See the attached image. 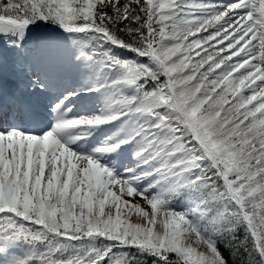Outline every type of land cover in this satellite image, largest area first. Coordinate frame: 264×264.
<instances>
[{"label": "snow or ice", "instance_id": "6c2138e0", "mask_svg": "<svg viewBox=\"0 0 264 264\" xmlns=\"http://www.w3.org/2000/svg\"><path fill=\"white\" fill-rule=\"evenodd\" d=\"M0 264H264V0H0Z\"/></svg>", "mask_w": 264, "mask_h": 264}]
</instances>
